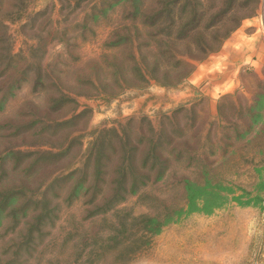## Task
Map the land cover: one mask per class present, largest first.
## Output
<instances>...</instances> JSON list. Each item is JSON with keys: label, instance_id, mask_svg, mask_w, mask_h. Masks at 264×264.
Segmentation results:
<instances>
[{"label": "rangeland", "instance_id": "obj_1", "mask_svg": "<svg viewBox=\"0 0 264 264\" xmlns=\"http://www.w3.org/2000/svg\"><path fill=\"white\" fill-rule=\"evenodd\" d=\"M181 1L0 0V264H264V66L219 98L217 79H195L264 0H239L238 28L204 42L215 52L173 47L190 64L175 79L139 81L132 54L144 67L156 41L133 8ZM120 140L143 155L159 141L160 158L94 210L114 193L100 182L117 178Z\"/></svg>", "mask_w": 264, "mask_h": 264}, {"label": "trees", "instance_id": "obj_2", "mask_svg": "<svg viewBox=\"0 0 264 264\" xmlns=\"http://www.w3.org/2000/svg\"><path fill=\"white\" fill-rule=\"evenodd\" d=\"M238 4L239 0H228L225 2V4L223 2L211 8H201L198 2L191 3L190 0H183L180 3L161 2L158 4L157 2V4L148 6L146 11H144L139 6H135L133 8V13L135 15L144 13V18L141 22V25L147 26V31H149L148 35L152 36V34L155 32L153 39L156 41L150 44V50L147 52V56L143 59L145 62L144 67H140L135 52L132 54V64L134 65L133 71L135 77L139 81L144 82H147L148 79L149 81L153 80L157 82L158 77H160L162 80L164 79V81H170V79H175L178 77V75H180L179 70H182V68L185 66H190V64L184 61L180 55H177L172 51L173 47L176 46H185V51H188L189 53L195 52L199 55L205 56L215 52L211 48H207L204 42L206 41V38H208L216 44V47H219L223 41L238 28L239 22L233 20V15L239 8ZM246 4L248 5V0H246ZM183 16L186 18L189 17L188 22H183ZM203 21H205V23L208 21L209 22L205 24V26H201L203 25ZM226 24H231V28L226 30ZM139 30L140 29L135 26V33H137ZM161 30V34L158 33ZM221 30L222 34L218 36L219 31ZM156 31L158 32L156 33ZM185 57H191V55H187ZM145 71L146 73H144ZM166 85L171 86L169 83ZM139 141L142 142V140ZM157 143H159V141ZM157 143H151L152 145L148 152L143 155L141 152L142 148L135 147L126 150V145L121 142V147L123 148H121L119 151L125 153L126 156H124L122 163L115 168L116 171L114 173L116 174L117 178L114 181L100 182L101 186H105L107 189L111 188V191L114 193L111 196V199L106 201L102 200L103 198L98 200L93 198L91 200V205L93 206L94 210L98 211L104 207V210L106 211V208L114 205V202L116 201L115 199L121 195H125L129 192H132V194L135 193L134 190H136L139 182L138 178L136 179L134 176L139 175V177H142V179H147L146 174H143L141 171L154 168L155 164H149L148 162H152L153 160V162L156 163L160 158V156L157 155ZM109 152L110 154H103L101 157H109L108 161L111 162V158L118 154V150L115 148H110ZM170 153L173 155L175 154L176 156H179L180 154L179 151L177 152L175 150H171ZM138 155L143 156L142 162H144L145 165L137 166L134 164ZM105 159L107 160V158ZM133 160H135V162H133ZM149 165H151L150 168L148 167ZM99 167L101 171H104L103 169H110L111 171L112 166L109 165L105 168H102V166ZM103 173L106 175V172ZM160 173H165V170H160ZM129 177L133 178L131 179ZM185 189L186 191L191 192V190L194 189V186L188 182L186 183ZM119 199L121 198H118L117 201H119ZM217 199L220 201L222 200V197ZM185 201L186 204L184 207L186 209L198 206L203 208L206 205L205 200L203 201L201 198L198 199L194 197H187ZM104 210L103 212H105ZM135 219L136 218L133 217L130 218L128 220V224L134 222Z\"/></svg>", "mask_w": 264, "mask_h": 264}, {"label": "crops", "instance_id": "obj_3", "mask_svg": "<svg viewBox=\"0 0 264 264\" xmlns=\"http://www.w3.org/2000/svg\"><path fill=\"white\" fill-rule=\"evenodd\" d=\"M263 66L264 17L261 15L242 23L224 44L219 59L213 60L209 70L200 73L195 79L201 80L203 77L217 79L218 81L212 84L214 88L210 93L216 95L215 98H219L217 92L228 90L233 93L237 90L246 70L253 69L256 72Z\"/></svg>", "mask_w": 264, "mask_h": 264}]
</instances>
